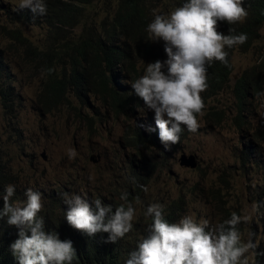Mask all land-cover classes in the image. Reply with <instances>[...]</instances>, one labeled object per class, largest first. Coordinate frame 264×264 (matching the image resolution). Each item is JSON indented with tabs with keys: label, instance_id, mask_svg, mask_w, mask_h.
<instances>
[{
	"label": "rangeland",
	"instance_id": "obj_1",
	"mask_svg": "<svg viewBox=\"0 0 264 264\" xmlns=\"http://www.w3.org/2000/svg\"><path fill=\"white\" fill-rule=\"evenodd\" d=\"M16 3L18 0H0V68H4L0 89L9 86L14 98L9 109L0 91V153L11 171L21 178L19 190L35 186L44 192L54 180L65 181L75 175V164L83 166L85 158L101 173L107 170L106 182L111 177L127 176L131 151H135L128 146L129 136L136 126L146 129L142 113L149 114L153 125L154 111L136 108L134 114L116 115L98 100L87 98L82 103L74 96H70L66 105L55 109L47 106L43 96L47 79L45 53L53 49L50 57L55 59V51L73 40L77 30L54 36V29L42 21L18 18ZM170 11L165 8L163 14ZM155 44L163 52L161 61L167 60L164 42ZM263 56L264 27L252 49L233 52L229 85L213 97L208 91L202 93L206 107L197 132L185 128L178 144L166 147L159 139L156 147L143 148L139 155L134 153L162 168L151 173L145 201L159 200L166 206L185 196L188 215L197 222L206 218L216 224L223 218L224 210L216 208L206 195L211 189L219 190L217 197L223 198L231 213L251 216L250 222L240 224L242 239L246 242L252 238L258 245L264 244V86L260 93L248 97L249 111L245 113L243 127L235 122L239 110L233 86L244 70L259 66ZM139 70L138 78L145 68ZM128 78L121 80L134 91L130 83L134 80ZM87 118L93 121V126ZM73 150L76 155L70 157ZM183 154L196 156L195 169L180 165ZM93 155L99 158L97 164L90 161ZM253 204L259 205L255 212ZM248 257L254 260L252 252Z\"/></svg>",
	"mask_w": 264,
	"mask_h": 264
},
{
	"label": "trees",
	"instance_id": "obj_2",
	"mask_svg": "<svg viewBox=\"0 0 264 264\" xmlns=\"http://www.w3.org/2000/svg\"><path fill=\"white\" fill-rule=\"evenodd\" d=\"M183 2L184 0H171L174 5H169L166 1L159 0H47L46 15L34 16L30 9L17 10L18 18L28 22L42 21L54 29V36L61 35L64 31L77 30L73 40L66 41L59 48V52L55 51V59L50 57L53 49H48L45 53V104L55 109L68 104L70 96H74L82 103L87 98L98 100L103 107L116 115L134 114L136 108L148 112L144 101L130 87L125 86L121 79L129 77L128 80H135L140 75L139 68H146L147 60H162L163 52L157 49L155 41L149 40L147 25L154 18V11L163 14L165 8L170 11ZM244 7L248 11L244 22L234 25L222 22L218 29L227 35L229 29L234 28L235 32L232 34L246 33L248 40L243 45L226 48L229 53L227 66L217 61L209 67V96L219 94L229 85L233 72V52H248L252 49L264 27V0H245ZM256 68L260 70L257 71ZM3 72L4 68H0V75ZM263 86L264 56L259 66L244 70L234 83L233 92L239 110L235 122L240 127L243 126V114L248 109V97L251 93H260ZM0 91L3 103L11 109L14 98L9 86L1 88ZM141 115L146 121V129L136 126L129 136L128 146L135 151H131L129 166L125 170L127 176L121 175L116 179L111 177L110 181L106 182L107 170L101 173L96 165L90 164L85 158L83 166L78 167L75 164V175L69 176L65 181L54 180L52 187L44 192L37 190L42 193L44 207L39 215L44 218V230L49 233L54 231L59 234L61 240L73 242L77 251L73 264H125L138 243L149 235L147 229L152 219L145 215L146 209L153 203L161 202L151 199L145 201L146 192L140 186L150 183L151 173L160 169L162 171V168L159 169L144 155L134 154L139 155L143 148L156 147L159 143L156 124H151L149 114ZM87 121L93 126L90 118H87ZM148 128L153 131L149 132ZM250 147L256 148L253 145ZM19 179L0 157V193L4 191L5 186L15 185L16 192L11 198L14 204L27 199L25 192L28 187L19 190ZM218 191L211 189L206 198L216 208L224 210L223 218L219 219L220 223L230 218L231 212L223 198L217 197ZM124 192L128 193V200L136 208V216L132 230L116 243L105 242L108 233H97L90 237L67 223L65 213L68 205L64 202V193L86 197L95 210L92 203L95 198L101 199L105 204H111L115 209L124 203L120 199ZM137 196L139 203L136 202ZM2 208L3 199L0 196V210ZM187 212L188 200L185 196L164 206V216L170 223L177 222ZM239 229L243 233L241 225ZM17 238L18 229L7 223L6 216L0 218V264H18L10 248ZM255 251L264 253V244H259ZM253 257L254 260H249V264H264V255L253 253Z\"/></svg>",
	"mask_w": 264,
	"mask_h": 264
},
{
	"label": "clouds",
	"instance_id": "obj_3",
	"mask_svg": "<svg viewBox=\"0 0 264 264\" xmlns=\"http://www.w3.org/2000/svg\"><path fill=\"white\" fill-rule=\"evenodd\" d=\"M244 2L184 0L167 14L154 11L146 31L149 40L164 42L167 60L146 64L143 75L130 83L136 95L154 111L159 139L166 147L180 143L183 129L191 133L199 130V118L206 107L202 93L209 87V67L217 61L227 66L226 48L247 42L246 33L232 34L234 28H230L227 35L218 30L220 22L234 25L246 20L248 11ZM23 9H30L34 16L46 15L47 0H18L14 10ZM248 111L243 114V123ZM148 131L153 129L148 128ZM75 155L74 150L69 152L70 157ZM0 157L4 159L1 153ZM140 187L148 191L147 186ZM15 192V185L9 184L0 193L3 199L0 218L6 216L7 223L18 229V238L10 245L18 264H73L77 256L73 242L61 240L54 231L44 230L45 221L39 215L44 207L42 193L29 187L25 192L27 199L14 204L11 198ZM63 196L68 205L67 223L90 237L108 233L105 242L116 243L133 228L136 208L128 200L127 192L120 197L124 203L115 209L99 198L92 202L94 210L80 194L64 193ZM136 202L139 203L138 196ZM258 207L253 204L252 211ZM145 215L152 219L147 229L149 235L138 243L125 264H249L250 252L264 255L255 251L258 242L253 243L252 238L246 242L242 239L239 225L250 222L249 215L233 211L230 218L213 224L206 218L197 222L186 214L170 223L161 203L148 206Z\"/></svg>",
	"mask_w": 264,
	"mask_h": 264
},
{
	"label": "water",
	"instance_id": "obj_4",
	"mask_svg": "<svg viewBox=\"0 0 264 264\" xmlns=\"http://www.w3.org/2000/svg\"><path fill=\"white\" fill-rule=\"evenodd\" d=\"M90 161L93 164H97L99 162V158H98V156L93 155V156H91ZM179 162H180L181 166L188 167V168H196V166H197L196 158L193 155L188 156L186 154H183L180 157Z\"/></svg>",
	"mask_w": 264,
	"mask_h": 264
},
{
	"label": "bare ground",
	"instance_id": "obj_5",
	"mask_svg": "<svg viewBox=\"0 0 264 264\" xmlns=\"http://www.w3.org/2000/svg\"><path fill=\"white\" fill-rule=\"evenodd\" d=\"M45 158V157H44ZM18 181V184H17V186H19L20 185V183H21V178L19 179V180H17ZM26 187H31V188H33V189H35V190H39L37 187H35V186H26Z\"/></svg>",
	"mask_w": 264,
	"mask_h": 264
}]
</instances>
